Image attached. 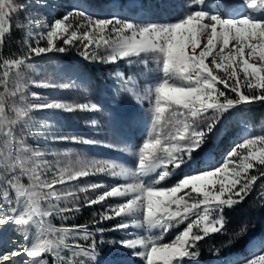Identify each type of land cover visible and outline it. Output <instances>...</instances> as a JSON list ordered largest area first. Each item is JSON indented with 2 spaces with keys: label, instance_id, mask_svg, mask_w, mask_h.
I'll use <instances>...</instances> for the list:
<instances>
[{
  "label": "snow or ice",
  "instance_id": "6c2138e0",
  "mask_svg": "<svg viewBox=\"0 0 264 264\" xmlns=\"http://www.w3.org/2000/svg\"><path fill=\"white\" fill-rule=\"evenodd\" d=\"M233 3L239 10L229 12ZM29 7L0 0V53L11 33L13 15ZM24 26H31L27 36L35 46L26 39L25 55L9 58L0 54V231L11 228L28 243L0 255V264H16L12 258L21 255L27 257L23 264H47V256L54 264H86L81 257L90 264H104L87 226L57 228L50 219H67L65 214L79 212V193L88 192L95 195H85L84 206L100 204L103 208L96 223L121 218L109 229H96L101 236L105 231L126 232L119 241L107 243L132 250L145 264H199L200 242L214 234L226 235L225 210L253 191L258 175L250 172L264 176V134L244 137L218 163L197 160L225 113L264 101V0H185L183 14L168 23H138L114 14L100 17L74 7L51 23L28 20ZM41 41L46 46H40ZM73 47L89 62L147 65L151 60L156 64L159 75L142 89L134 77L115 73L129 95L151 105L149 131L140 145L134 150L107 145L121 152L133 151L134 167L80 156L66 162L49 161L45 152L31 148L18 135L17 129L29 124L33 111H100L90 101L66 102L35 92L29 99V84L42 89L74 87L48 78L25 81L23 71L34 70L27 62L33 57L63 54ZM52 140L100 143L65 135ZM177 170L184 172L183 177L167 185ZM98 175L125 183L109 185L86 179ZM64 185L69 187H60ZM109 200L115 202L106 203ZM42 202L50 206L44 209ZM181 225L182 230L165 242ZM32 227L34 238L29 235ZM245 231L246 226L237 235ZM79 240L90 243L82 245ZM65 250L68 255L62 254ZM215 251L219 254V249ZM238 264H264V247Z\"/></svg>",
  "mask_w": 264,
  "mask_h": 264
},
{
  "label": "rangeland",
  "instance_id": "374dc122",
  "mask_svg": "<svg viewBox=\"0 0 264 264\" xmlns=\"http://www.w3.org/2000/svg\"><path fill=\"white\" fill-rule=\"evenodd\" d=\"M15 2L18 5L21 3L29 4L30 7L27 11L14 14L12 17L11 33L6 37L5 46L2 53H0L9 58L25 55L27 51L25 40L29 39L27 33L31 26L25 27L24 25L28 24V20H44L51 23L72 8L79 7L100 17L114 14L138 23L149 21L168 23L177 20L183 14L185 0H167L166 7L162 5V0H15ZM233 9L239 10V5L231 4L228 11L232 12ZM17 24L22 26L16 27ZM29 43L35 46V42L30 39ZM58 43L62 45V41H58ZM40 46H46V41H41ZM27 62L32 63L35 67L34 70L23 69L25 81L48 78L56 83L74 85L69 89H42L29 84L33 86L32 88L28 86L30 100L32 99L30 94L35 92L48 99L73 103L90 101L95 102L100 107L98 112L33 111L30 114L29 124L22 129H17L18 135L24 136L31 148L45 152V159L49 161L60 159L62 162H66L69 158L75 160L77 156H80L82 158L118 161L129 167L135 166L136 159L133 151L121 152L109 148L107 145L117 144L132 150L140 145L149 131L151 105L148 101L137 102L129 95L125 91V85L120 78L116 77L115 73L122 72L125 76L134 77L138 81L137 87L142 89L145 82L152 81L159 75L156 71L157 66L153 61L149 60L147 65H130L123 61L119 64L89 62L85 61L80 56L79 51L73 47L63 54L49 53L47 56L33 57ZM84 63L93 64L95 68H88ZM219 87L222 89V86ZM225 91L226 94L234 97V94ZM244 91L247 94L246 88ZM44 123H47L49 127H40ZM217 129L198 155V161L209 165L218 163L223 160L225 154L234 144L244 137L264 134V116L254 107L240 106L229 113H225L221 118V122L217 125ZM39 133H42V135ZM56 135L80 136L100 143L85 145L52 140V137ZM45 136L48 137L47 140L44 138ZM64 153L70 154L69 157H65ZM255 173L258 172H250V174ZM183 175V171L177 170L166 181V184L170 186L176 183ZM86 179L93 182L103 181L109 185L125 183L120 178L100 175ZM23 182L28 183L26 178L23 179ZM60 187H69V185ZM79 195L80 211L65 214L67 219L50 218L53 226L57 228L87 226L97 240V250L104 264H145L143 259L131 254L132 250L107 243L108 241H119L124 238L126 236L125 231H105L102 236L96 231L101 227L111 228L121 218L96 223L103 211L102 206L100 204L91 207L84 206V196L87 195L89 198H93L95 194L88 192L79 193ZM114 202L109 200L106 203ZM0 203H2V194H0ZM49 206L48 202H42L44 209ZM183 227L184 225H181L180 228L172 230L165 237V242L171 240L175 233L182 230ZM128 231L137 232L139 230L130 228ZM35 233L36 229L32 227L29 232L30 238H34ZM212 236L200 242L199 264H218L220 261L221 264H238L241 259L253 255L260 251L261 247H264V242H259L256 238L250 237L247 244H250L251 248L247 255L239 257L234 254L222 260L213 257L215 253L210 252L212 248L209 243L212 241ZM68 242L72 243L71 239ZM77 242L82 245L90 243V241L85 242L83 240ZM26 243L28 242L19 235L18 231H13L11 228L0 231V255L17 250ZM12 259L16 261V264H23L27 257L21 255ZM6 264H10V262H6Z\"/></svg>",
  "mask_w": 264,
  "mask_h": 264
},
{
  "label": "trees",
  "instance_id": "16d2710c",
  "mask_svg": "<svg viewBox=\"0 0 264 264\" xmlns=\"http://www.w3.org/2000/svg\"><path fill=\"white\" fill-rule=\"evenodd\" d=\"M84 64L88 68H95L93 64ZM29 87L32 88L33 86L29 85ZM248 106L259 110L264 116V101H257ZM255 175H258V179L250 195L232 209L225 210L228 220L227 234H214L212 236L209 246L212 248L210 252L215 253L213 257L224 259L232 254H237L239 257L247 255L249 250L246 248V244L250 237L256 238L259 242H264V195H261L264 192V176H259V173H255ZM244 226H246V231L237 235ZM230 240L232 241L231 244L228 243ZM216 249H219V254H216ZM62 254L68 255L66 250ZM46 259L47 264H54L51 256H47ZM81 259H84L86 264H90L88 258L81 257Z\"/></svg>",
  "mask_w": 264,
  "mask_h": 264
},
{
  "label": "bare ground",
  "instance_id": "6f19581e",
  "mask_svg": "<svg viewBox=\"0 0 264 264\" xmlns=\"http://www.w3.org/2000/svg\"><path fill=\"white\" fill-rule=\"evenodd\" d=\"M248 248L250 249L251 248V246H250V244H248ZM225 260V259H224ZM222 262L220 261L218 264H221Z\"/></svg>",
  "mask_w": 264,
  "mask_h": 264
},
{
  "label": "water",
  "instance_id": "95a60500",
  "mask_svg": "<svg viewBox=\"0 0 264 264\" xmlns=\"http://www.w3.org/2000/svg\"><path fill=\"white\" fill-rule=\"evenodd\" d=\"M233 5H238V4L233 3Z\"/></svg>",
  "mask_w": 264,
  "mask_h": 264
}]
</instances>
